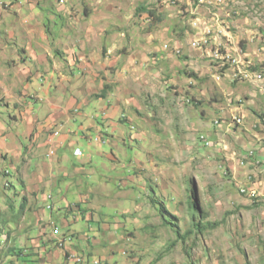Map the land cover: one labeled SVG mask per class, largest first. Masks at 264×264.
Returning <instances> with one entry per match:
<instances>
[{
    "label": "rangeland",
    "instance_id": "rangeland-1",
    "mask_svg": "<svg viewBox=\"0 0 264 264\" xmlns=\"http://www.w3.org/2000/svg\"><path fill=\"white\" fill-rule=\"evenodd\" d=\"M0 53L52 63L38 134L0 157V264L54 226L109 264H264V0H0Z\"/></svg>",
    "mask_w": 264,
    "mask_h": 264
},
{
    "label": "crops",
    "instance_id": "crops-1",
    "mask_svg": "<svg viewBox=\"0 0 264 264\" xmlns=\"http://www.w3.org/2000/svg\"><path fill=\"white\" fill-rule=\"evenodd\" d=\"M25 54H26L25 60L22 58H19V60L16 59L14 61H7V55H11V54L10 53L8 54L0 53V70L2 71V74L6 73L7 75L6 80H8L7 85H6L4 84L2 77H0L1 78L0 79V93L2 90H4L5 94L7 95V102L3 100L6 97L2 98L0 96V107H6L8 110L13 109L14 113L15 114L18 113L19 115H13V116L11 115L10 118H12L16 122H21L24 125V129L21 133H14L13 135H11L10 132H0V140H1L0 157L5 156V155H1V154H4V151L6 153L10 152L11 155L14 156L17 151L16 148H18L19 146L16 144V140L21 141L19 139L21 138L25 139V136L26 138L30 137L34 129L37 130L36 135L38 134V116H39L38 107H36L35 105L32 106V103L29 100L30 99L33 100L34 103L38 102V99H35L36 98L35 96L37 94L35 92L36 87L33 88L32 83H33V78L35 77L38 78L39 76L34 75V73L36 71L38 72V69L43 71V69H41V67H39L38 65L48 66L50 61L48 60L47 55L44 53H25ZM55 54H56L55 57L59 60L58 53H55ZM10 59H13V58H10ZM36 65L38 67H36ZM49 66H50L49 67L50 69L52 66V63H50ZM51 73H53V71H51ZM28 75L31 76V78H29ZM42 77H43L44 84H46L47 82L50 83L51 82L50 80L53 79V75L51 74H49L48 76L43 75ZM9 84L16 85L17 92H10ZM50 85L48 86V88H50ZM27 88L31 89V91L28 93L26 92ZM48 88L46 89L48 90ZM33 89L35 90L33 91ZM31 92H34V93H31ZM28 105H30V107H28ZM50 118L51 117H49V120H51ZM0 122L2 123L3 121L0 120ZM17 125H19V123ZM0 128H2L1 124H0ZM2 130L4 129L2 128ZM33 140L34 139H32L31 142ZM75 149H79V148H75ZM46 197L47 196H45V199ZM51 209H52V206H51ZM62 214L63 213H61V215ZM86 218H92V217L86 215ZM61 220H62V224L68 223L66 217L61 216ZM105 228L107 229V227ZM60 234L58 236H53L52 232H49L47 235L46 233L45 235L40 234L41 236H39L37 239H33L32 241L33 245L31 247L33 249L32 250L29 249L31 250L29 252L28 250H26V252H24L21 257L22 258L25 257L24 255H27L28 253L30 255H33V258L31 259L33 262L32 264H55V260L57 257L60 256V258L62 259L64 256L65 261H63L61 264H74L73 262L67 259L68 255L70 253H73V254H79L80 256L84 258V262L82 264H98L97 261H101V264H109L108 260H105L104 262H102L100 257L93 255L95 248L108 245L106 241L103 242L102 238L97 239V238H94L93 236L89 238L86 233H83L82 234L83 237L82 236L81 237L85 240L87 244V248L85 247V245H82V244L81 245L78 244L77 246L70 245L69 247H66V243H65L64 249L60 250L55 247V243L57 240H60V239L64 240L63 239L64 237L63 236L61 237ZM20 240L22 239L20 238ZM48 240H50V242L53 244L48 243ZM21 245H22V242H21ZM91 247H92V250H91ZM16 264H20V260L17 259Z\"/></svg>",
    "mask_w": 264,
    "mask_h": 264
},
{
    "label": "trees",
    "instance_id": "trees-1",
    "mask_svg": "<svg viewBox=\"0 0 264 264\" xmlns=\"http://www.w3.org/2000/svg\"><path fill=\"white\" fill-rule=\"evenodd\" d=\"M138 12H147L148 14H150V15H153V12H151V11H148L146 8H144V7H141L140 9H138L137 10ZM108 88V86H105L104 88H103V90L101 91V94L100 95H97L98 96V98H106V94H107V89ZM8 185V184H7ZM11 187H14V186H12L11 185ZM189 198L190 199H192V200H194L195 199V194H194V189L193 188H190L189 189ZM25 201H26V199L24 198L23 199V201H22V204L20 205V209L21 210H23L24 209V205H25ZM150 203H151V205L156 209V212H157V214H158V216L160 217V219H161V221H162V224H164V225H170V222L166 219V216H165V214H166V209H165V207L163 206V204H162V202H159V201H157V200H155V199H150ZM191 207H192V209L193 210H195V211H197V210H200L199 208H197L196 207V203H194V201H193V203L191 204ZM11 208H12V206H11ZM70 211V209L67 211V212H69ZM199 215H200V217L202 218V219H205V217L203 216V213L201 212V211H199ZM194 218V217H193ZM202 223H201V220H199V221H197V223L196 224H193L194 225V227L196 228V230L199 232V233H202V231H204V230H206V226L205 225H201ZM216 225H211V227H215ZM177 236L179 237V238H183V237H180V235L177 233ZM11 249V248H10ZM13 249L14 248H12L11 249V251H12V253L14 254V252H13ZM15 250V249H14ZM21 252H19V254H16V256L17 257H19V256H22V253L20 254ZM25 256V255H24ZM17 260V259H16Z\"/></svg>",
    "mask_w": 264,
    "mask_h": 264
},
{
    "label": "built area",
    "instance_id": "built-area-1",
    "mask_svg": "<svg viewBox=\"0 0 264 264\" xmlns=\"http://www.w3.org/2000/svg\"><path fill=\"white\" fill-rule=\"evenodd\" d=\"M57 135H58V133H57ZM73 155L77 158H80L82 156V152L80 151V149H75L73 151ZM242 192H244V190H242ZM50 200H51V196L48 195V201H50ZM48 209L51 210L50 204H48ZM52 231L55 233L56 236H58L60 234L59 228H57V227L53 228ZM56 245L58 246V248H60V245H65V241L62 239L57 240ZM68 259H70V260L74 259L75 260L74 264H82V259L79 256L77 257V255L76 256H74V255L70 256V254H69Z\"/></svg>",
    "mask_w": 264,
    "mask_h": 264
},
{
    "label": "bare ground",
    "instance_id": "bare-ground-1",
    "mask_svg": "<svg viewBox=\"0 0 264 264\" xmlns=\"http://www.w3.org/2000/svg\"><path fill=\"white\" fill-rule=\"evenodd\" d=\"M60 246H62V247H63V245H60Z\"/></svg>",
    "mask_w": 264,
    "mask_h": 264
},
{
    "label": "clouds",
    "instance_id": "clouds-1",
    "mask_svg": "<svg viewBox=\"0 0 264 264\" xmlns=\"http://www.w3.org/2000/svg\"><path fill=\"white\" fill-rule=\"evenodd\" d=\"M51 199H52V197H51ZM65 241V240H64ZM64 249V248H63Z\"/></svg>",
    "mask_w": 264,
    "mask_h": 264
}]
</instances>
